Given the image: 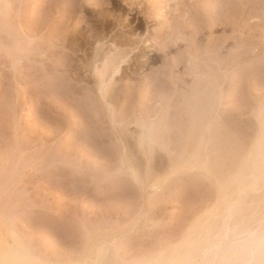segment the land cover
Segmentation results:
<instances>
[{"label": "rangeland", "instance_id": "1", "mask_svg": "<svg viewBox=\"0 0 264 264\" xmlns=\"http://www.w3.org/2000/svg\"><path fill=\"white\" fill-rule=\"evenodd\" d=\"M263 261L264 0H0V264Z\"/></svg>", "mask_w": 264, "mask_h": 264}, {"label": "bare ground", "instance_id": "2", "mask_svg": "<svg viewBox=\"0 0 264 264\" xmlns=\"http://www.w3.org/2000/svg\"><path fill=\"white\" fill-rule=\"evenodd\" d=\"M117 71V70H116ZM6 254V253H5ZM262 264H264V261H263V263Z\"/></svg>", "mask_w": 264, "mask_h": 264}]
</instances>
